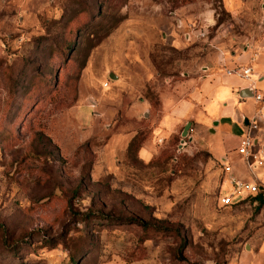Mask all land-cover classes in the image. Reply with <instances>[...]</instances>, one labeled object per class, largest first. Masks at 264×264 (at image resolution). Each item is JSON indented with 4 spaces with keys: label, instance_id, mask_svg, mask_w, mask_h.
Instances as JSON below:
<instances>
[{
    "label": "rangeland",
    "instance_id": "374dc122",
    "mask_svg": "<svg viewBox=\"0 0 264 264\" xmlns=\"http://www.w3.org/2000/svg\"><path fill=\"white\" fill-rule=\"evenodd\" d=\"M207 9L234 24L223 0H0V264H264V199L218 200L243 162L161 124L201 92Z\"/></svg>",
    "mask_w": 264,
    "mask_h": 264
},
{
    "label": "crops",
    "instance_id": "0c3cea01",
    "mask_svg": "<svg viewBox=\"0 0 264 264\" xmlns=\"http://www.w3.org/2000/svg\"><path fill=\"white\" fill-rule=\"evenodd\" d=\"M250 3V0H223L235 25L221 22L215 26L218 18L214 9L199 13L201 23L194 31L207 32L205 40L209 50L202 61L201 92L192 89L190 99L169 103L161 120L163 125L184 119L197 120L199 124L208 126V130L213 121H217L214 132L209 131L216 136L215 149L223 158L231 157L232 160L234 155L241 160L236 147L244 132V120L250 118L258 106L251 97L240 98L238 94L241 88L249 87L250 80L226 74L224 68L250 65L253 85L264 90V10L256 11ZM179 23L183 26L181 20ZM210 31L211 35L208 34ZM257 123L256 140L264 149V121L258 119ZM260 178L264 184V167L260 170Z\"/></svg>",
    "mask_w": 264,
    "mask_h": 264
},
{
    "label": "built area",
    "instance_id": "2783aa9c",
    "mask_svg": "<svg viewBox=\"0 0 264 264\" xmlns=\"http://www.w3.org/2000/svg\"><path fill=\"white\" fill-rule=\"evenodd\" d=\"M188 27L192 31L195 30V26L192 24H189ZM197 35L205 38L206 31L201 30ZM186 37L188 38V34H186ZM224 71L226 74L250 80L251 98L258 107L254 114L247 119L248 122L244 125V132L241 134L238 146L236 147V152L246 169L247 178H241L234 174V169L227 159L222 161L224 176L229 174V179L226 181L229 186L228 189H230L228 194H224L218 198L222 206L229 205L231 203L230 199L233 196L239 197L241 191L245 193V196L237 198L239 200L246 198L247 195H258L261 190H264V184L260 178V170L264 167V149L256 140V132L259 129L257 121L258 119L264 121V90L258 89L253 85V80L251 79L253 71L250 65L225 67Z\"/></svg>",
    "mask_w": 264,
    "mask_h": 264
},
{
    "label": "water",
    "instance_id": "95a60500",
    "mask_svg": "<svg viewBox=\"0 0 264 264\" xmlns=\"http://www.w3.org/2000/svg\"><path fill=\"white\" fill-rule=\"evenodd\" d=\"M109 78L114 79L116 76L113 73L109 74ZM239 97L240 98H247L252 96V90L249 87H244L239 90ZM92 102L95 103V100L91 99ZM248 120L245 119L244 123L247 124ZM217 121H213V126L210 128V132H214V126L217 125ZM191 122H187V124L184 126V129L182 131V137H185L187 135L188 128L190 126Z\"/></svg>",
    "mask_w": 264,
    "mask_h": 264
},
{
    "label": "trees",
    "instance_id": "16d2710c",
    "mask_svg": "<svg viewBox=\"0 0 264 264\" xmlns=\"http://www.w3.org/2000/svg\"><path fill=\"white\" fill-rule=\"evenodd\" d=\"M221 22H222V21L218 19V20L216 21L215 26H218ZM130 146H132V141H131L129 147H130ZM257 196H258V197H261V198L264 199V190H261V191L258 193Z\"/></svg>",
    "mask_w": 264,
    "mask_h": 264
}]
</instances>
